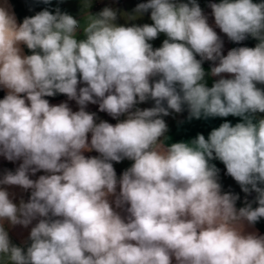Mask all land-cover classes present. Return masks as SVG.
Returning <instances> with one entry per match:
<instances>
[{"label": "clouds", "instance_id": "1", "mask_svg": "<svg viewBox=\"0 0 264 264\" xmlns=\"http://www.w3.org/2000/svg\"><path fill=\"white\" fill-rule=\"evenodd\" d=\"M92 2L81 0L80 20L57 8L19 24L0 6V155L22 160L0 186L31 190L17 204L0 187V264H264V235L245 231L264 218V89L257 87L264 84V0L209 5L231 41H258L227 55L197 0L139 3L134 15H121L132 20L150 10L152 23L131 26L118 24L112 7L91 14ZM161 33L167 38L154 49L150 41ZM204 61L221 77L211 87ZM57 94L79 110L45 99ZM149 99L153 107H135ZM89 103L126 119L97 123ZM184 105L188 119L242 122L168 144L161 117ZM93 150L100 155H84ZM124 159L133 163L118 179L112 162ZM213 159L243 192L257 194V207L238 209V195L222 193ZM38 171L48 174L31 179ZM33 221L30 244H13L5 225Z\"/></svg>", "mask_w": 264, "mask_h": 264}, {"label": "crops", "instance_id": "2", "mask_svg": "<svg viewBox=\"0 0 264 264\" xmlns=\"http://www.w3.org/2000/svg\"><path fill=\"white\" fill-rule=\"evenodd\" d=\"M147 0H93L91 7L88 11L95 15L99 13L104 7H112L118 11V19L117 23L120 25L131 26L135 25H143L145 23L151 24L152 21L150 19V10L149 12L144 13L142 16L136 19L127 20L124 15L128 16L134 15V9L139 3H146ZM183 2H187V0H183ZM220 0H197V3L203 10V13L208 17L209 24L214 28L217 32L218 36L223 41L222 54L227 55L228 51L235 48L233 41H231L226 34H224L218 27L215 26L214 17L212 16V10L209 7L211 3H219ZM254 2H262V0H254ZM0 6H4L10 13H13L16 17L17 23H22L23 19L26 17H31L37 14L40 11L45 9L49 10L53 14H55V10L57 8L60 9L61 12H65L69 15H72L74 18L80 20L81 19V0H50L49 3L45 4L42 0H0ZM82 38V36L80 37ZM167 37L165 34L161 33L159 36L150 41L153 48H158L162 45L164 39ZM23 47V52L25 55L32 54L30 50L27 49L26 46ZM197 59H200L197 56ZM214 66V62L212 61H204L202 67L206 73L205 81L207 86L211 87L215 81L220 79L221 77H214L210 75V70ZM223 78H231L230 74H221ZM158 78H153V80ZM86 86L83 83L78 85L79 87ZM257 87L264 89V84H258ZM4 90V89H3ZM6 93V90H4ZM48 98V101L52 105H58L60 103H67L72 111H78L79 105L74 100L68 99V97L64 94H57ZM155 102L149 99L146 102L138 103L135 107L140 109H146L153 107ZM166 107V102H165ZM86 111L89 113H95L96 122L99 123L101 121H107L115 125L117 122L126 119V115H122L119 117V120L114 119L106 112H102L99 110V103L92 104L89 103L86 108ZM135 110V109H133ZM259 117H264V113L258 114ZM189 112L187 109V105L183 106V111L180 113H176L172 110H169L168 116H163L166 122L168 131L165 134L167 139V143H177V142H188L192 139H195L198 134H203L207 139L210 132L218 128L222 123L229 122L233 126L236 123L242 122L240 117H235L229 115L228 117H209L200 119L192 118L188 119ZM91 139V135L89 134V142ZM84 155L86 157H98L100 154L95 150L90 152H85ZM22 163V160L9 161L4 156L0 155V178L8 171H15L19 165ZM113 167L115 169L117 178L119 179L123 172L131 167L133 161L124 159L121 162H112ZM219 169L218 174V182L221 184L222 193H232L234 195H238L239 199L236 201V207L239 209L240 207H244L246 202L252 203L253 208L258 205L255 203L256 193L254 191L250 193H245L242 191L241 186L230 176L227 174V170L225 165L218 159H213L211 161ZM44 171H38L37 173L29 174L30 178L33 180L38 179L40 175H47ZM264 187V185H260ZM5 187L7 191L10 193V198L14 203L19 204L20 200H24L28 202L31 190L25 191L19 186H0ZM117 192H119V186L117 187ZM113 207L115 205L113 204ZM127 207V206H125ZM122 217H126L127 213L124 209H116ZM38 221H33L31 225L28 227H24L21 225L11 226L6 224L5 227L9 233L10 240L13 244L26 248L29 241V235L31 227L35 225ZM245 231L247 233H256L258 235H264V218L259 219L254 225L245 226ZM172 264H176L173 259Z\"/></svg>", "mask_w": 264, "mask_h": 264}, {"label": "trees", "instance_id": "3", "mask_svg": "<svg viewBox=\"0 0 264 264\" xmlns=\"http://www.w3.org/2000/svg\"><path fill=\"white\" fill-rule=\"evenodd\" d=\"M257 43L258 41L252 37H248L246 40L242 42H233L235 48H239V47L254 48ZM5 95H6L5 91L3 89H0V99H3ZM45 99L48 100V98H45Z\"/></svg>", "mask_w": 264, "mask_h": 264}]
</instances>
